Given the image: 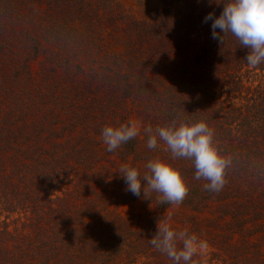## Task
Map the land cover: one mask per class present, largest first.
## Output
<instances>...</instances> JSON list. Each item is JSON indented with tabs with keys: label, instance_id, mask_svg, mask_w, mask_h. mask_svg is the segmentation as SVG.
Listing matches in <instances>:
<instances>
[{
	"label": "trees",
	"instance_id": "trees-1",
	"mask_svg": "<svg viewBox=\"0 0 264 264\" xmlns=\"http://www.w3.org/2000/svg\"><path fill=\"white\" fill-rule=\"evenodd\" d=\"M209 0H0V264H173L149 243L168 203L119 215L137 196L119 169L162 159L189 187L186 229L209 247L193 264H264V64L230 33L212 38ZM37 65L33 67V62ZM141 134L109 152L102 129ZM205 121L230 158L206 191L191 160L147 147L143 128ZM143 183V181H142Z\"/></svg>",
	"mask_w": 264,
	"mask_h": 264
},
{
	"label": "clouds",
	"instance_id": "clouds-1",
	"mask_svg": "<svg viewBox=\"0 0 264 264\" xmlns=\"http://www.w3.org/2000/svg\"><path fill=\"white\" fill-rule=\"evenodd\" d=\"M223 4L221 13L216 16L209 12L205 22L211 21L212 38L222 42L223 35L231 34L239 46L249 49L247 64L257 67L264 64V0H214ZM213 3V0H209ZM142 125L130 120L119 126L107 125L102 129V141L107 151L112 152L122 144L141 134ZM147 135V147L155 149L162 141L172 158L191 160L194 165L195 180H204L206 191L219 192L227 183L226 171L230 158L222 154L215 142V132L205 121L178 123L143 128ZM147 172L128 165L122 166L118 173L125 180L126 190L133 195L151 199L150 193H158V204L179 206L187 197L188 184L180 170L170 162L152 159L146 164ZM143 181V183H142ZM171 216L164 222H157V231L149 240L152 247L166 255L173 264H193V258L203 255L209 245L195 233L186 229L176 230L171 224Z\"/></svg>",
	"mask_w": 264,
	"mask_h": 264
},
{
	"label": "rangeland",
	"instance_id": "rangeland-1",
	"mask_svg": "<svg viewBox=\"0 0 264 264\" xmlns=\"http://www.w3.org/2000/svg\"><path fill=\"white\" fill-rule=\"evenodd\" d=\"M157 0H118L120 5L128 12L132 13L133 15L139 16L144 7L152 5L156 2ZM37 65V62H33V67ZM130 120H134V117L132 116ZM213 203L209 204L204 208L202 211H194L190 210L187 207H183L181 204L179 206L176 205H171L169 204L162 210L163 218L158 221L164 222L167 220L169 216H171V221L169 223L171 225H182L183 227L187 225V223L182 222L181 218L186 216L187 214H194L195 217L200 218V217H210L215 215V212H212ZM153 209V206L149 203H144L139 197L125 202L123 204L118 205L115 208V211L121 215L124 216L128 213H142L146 210H151Z\"/></svg>",
	"mask_w": 264,
	"mask_h": 264
}]
</instances>
